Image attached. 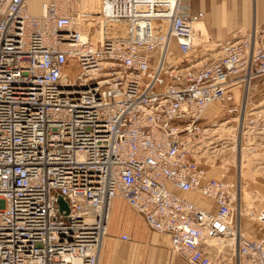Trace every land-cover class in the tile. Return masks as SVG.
Listing matches in <instances>:
<instances>
[{
	"label": "built area",
	"instance_id": "obj_1",
	"mask_svg": "<svg viewBox=\"0 0 264 264\" xmlns=\"http://www.w3.org/2000/svg\"><path fill=\"white\" fill-rule=\"evenodd\" d=\"M38 1L0 0V264H97L114 198L187 264H264L241 225L264 207L198 160L219 119L241 148L264 139V25L213 41L190 0Z\"/></svg>",
	"mask_w": 264,
	"mask_h": 264
},
{
	"label": "crops",
	"instance_id": "obj_2",
	"mask_svg": "<svg viewBox=\"0 0 264 264\" xmlns=\"http://www.w3.org/2000/svg\"><path fill=\"white\" fill-rule=\"evenodd\" d=\"M190 7L193 13L208 10L204 21L213 41H225L237 28L248 31L253 24L264 25V0H190ZM260 80L257 79L258 82ZM263 94L264 86L260 84L250 95L254 100H260ZM177 193L206 210H216L213 200L198 193ZM119 206L121 211H116ZM246 221L245 218L241 219L245 230L257 238L264 237V228L258 226L262 223L250 220L254 225ZM123 235L126 239L121 238ZM170 248L168 235L148 228L143 217L123 200H111L106 234L101 242L97 264H187Z\"/></svg>",
	"mask_w": 264,
	"mask_h": 264
},
{
	"label": "rangeland",
	"instance_id": "obj_3",
	"mask_svg": "<svg viewBox=\"0 0 264 264\" xmlns=\"http://www.w3.org/2000/svg\"><path fill=\"white\" fill-rule=\"evenodd\" d=\"M205 11L206 15H208V10ZM103 30L106 32L114 31L112 28H110V26L104 27ZM235 30L230 33L229 37ZM212 53H216V50H214ZM211 56L214 55L211 54ZM67 71L69 72V77L72 78L76 73V67L74 63H71L69 65ZM220 110L221 108L219 106V102L215 101L208 107V109L206 110V114L209 115V117H212ZM216 123L217 125L222 123L221 119L216 120ZM227 128L228 127L222 128L225 129L224 132L218 130L216 133H213L212 131L211 134H209V138L205 139L204 141L205 145L202 148V152L198 160L205 167L209 168L208 173L210 171V174L212 172L210 163L214 162L216 165H219V167L216 169V172H213V175L216 176H221L222 172L228 170L226 174L229 175V178L238 179L239 171V176L242 177L243 181V202H245L246 208H249L251 210H259L264 207V139L261 140L259 144L256 143L255 145H252L251 142H246L242 145V148L237 145L236 155V152L231 149L232 147H234L233 141H231L232 144L230 143V140L229 143L226 144L225 142L227 141H223V139H231V137L229 136L231 133H228V131L226 130ZM230 130L231 129H229V131ZM207 140H212L213 144H210L209 142L207 143ZM216 149L217 151H215ZM115 210L121 211L120 206ZM242 218H245L247 220V224L250 223L255 225V223L252 222L253 220H248L249 218L245 214H243L241 219ZM257 224L258 223H256V225ZM258 226H260L261 229L264 228V226L261 224H258ZM246 233L247 235H250L248 231ZM212 242L215 241H211V243ZM217 246H219V243Z\"/></svg>",
	"mask_w": 264,
	"mask_h": 264
},
{
	"label": "bare ground",
	"instance_id": "obj_4",
	"mask_svg": "<svg viewBox=\"0 0 264 264\" xmlns=\"http://www.w3.org/2000/svg\"><path fill=\"white\" fill-rule=\"evenodd\" d=\"M38 0H32V3L30 4V11L32 12V13H37V6H38ZM86 4H87V6H88V8H90V9H93V7H94V0H87L86 1ZM94 9H95V7H94ZM196 29L197 30H200V31H203L204 30V25H202V23H200V24H198L197 25V27H196ZM226 124H228V123H226V122H222V123H220V124H218L217 125V123L215 124V126L214 127H212L211 129L209 128V129H205V131L204 132H206L207 134H211V132L213 131V133H216L218 130H220V131H222V132H224V130L225 129H222V128H226L227 126H226ZM214 128H216V129H214ZM229 128H231V127H228L226 130L229 132ZM208 137V136H207ZM206 137V138H207ZM209 138V137H208ZM232 138H234V135L232 134L231 135V139ZM228 143H229V140H226ZM231 141H233V144H234V147H232L231 149H233L235 152H236V155H237V151H236V146L238 145V142L237 143H234V141H235V138L234 139H232V140H230V143H231ZM246 142L248 143V142H250V140H246ZM245 142V143H246ZM212 143V142H211ZM244 143V144H245ZM252 143V142H251ZM232 144V143H231ZM243 145V144H242ZM239 146V145H238ZM222 148V147H221ZM240 148H241V146H240ZM220 149V148H219ZM215 151H217V149L215 150ZM210 243H211V241H210ZM219 243V246H216L217 247V249H218V251L219 252H221L222 251V248H223V244L221 243V242H218Z\"/></svg>",
	"mask_w": 264,
	"mask_h": 264
},
{
	"label": "water",
	"instance_id": "obj_5",
	"mask_svg": "<svg viewBox=\"0 0 264 264\" xmlns=\"http://www.w3.org/2000/svg\"><path fill=\"white\" fill-rule=\"evenodd\" d=\"M57 202L59 203V209H64L65 211L67 210L66 203L59 197L57 199Z\"/></svg>",
	"mask_w": 264,
	"mask_h": 264
}]
</instances>
